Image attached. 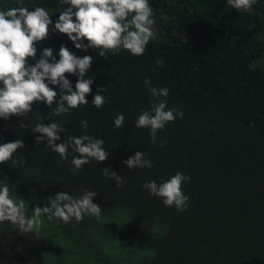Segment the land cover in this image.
Wrapping results in <instances>:
<instances>
[{
    "label": "trees",
    "instance_id": "16d2710c",
    "mask_svg": "<svg viewBox=\"0 0 264 264\" xmlns=\"http://www.w3.org/2000/svg\"><path fill=\"white\" fill-rule=\"evenodd\" d=\"M149 4L155 37L140 56L122 49L106 59L51 31L37 44L35 59L50 47L58 60L61 44L79 57H93L89 103L53 116L55 104L38 102L25 117L0 119V143H24L13 154L22 163L0 164V184L9 186L13 199L24 200L29 216L59 192L74 198L96 192L93 203L102 213L99 220L85 214L69 223L43 218L38 233L0 223V264H264V65L257 64L264 55V0L247 12L227 0ZM37 6L55 22L67 3L0 0V10ZM157 60H163L162 67ZM66 76L74 89L77 76ZM150 87L168 88L161 99L168 109L183 112L157 133L155 143L149 129L135 127L141 111L156 102ZM96 94L105 96L101 108L91 102ZM117 113L125 117L120 129L112 123ZM82 120L88 121L86 131ZM36 122L62 125L56 143L85 134L102 139L108 158L91 160L74 174L71 160L78 154L69 149L68 159L61 161L46 140L38 144L40 134L31 131ZM136 151L154 166L128 169L122 162ZM103 168L117 172L123 187L106 179ZM177 172L189 177L182 184L189 197L183 211L163 205L141 187Z\"/></svg>",
    "mask_w": 264,
    "mask_h": 264
},
{
    "label": "clouds",
    "instance_id": "9594fccd",
    "mask_svg": "<svg viewBox=\"0 0 264 264\" xmlns=\"http://www.w3.org/2000/svg\"><path fill=\"white\" fill-rule=\"evenodd\" d=\"M67 7L59 12L55 22L50 13L43 7H13L0 10V119L8 120L10 116L25 117L32 111L33 103L43 102L47 107L56 105L53 116L68 114L71 110L87 105L86 96L91 93L93 78L88 77L93 57H79L61 44L58 55H53V49L46 47L37 56V44L47 39L51 32H57L67 37L74 47L81 51L93 49L97 55L108 58V54H118L122 49L133 56L142 55L151 39L155 37L152 26V8L149 0H66ZM227 3L237 11H250L256 0H227ZM35 59V63L30 61ZM163 60H157L158 66H163ZM66 74L77 76L73 86ZM144 83L150 84L145 78ZM58 86V90L54 87ZM106 87L101 89L102 92ZM156 102L149 110H142L135 121V127L149 129L150 140L155 143L157 133L163 130L169 122L183 118V112L168 109L166 99L169 89L150 87L148 89ZM96 108H101L105 96L96 94L92 99ZM42 119V117H41ZM124 115L117 113L113 120L116 129L124 124ZM29 127V125H24ZM81 128L87 130L88 121H81ZM39 144L46 140V146L57 153L61 161L67 160L69 149L77 153L71 160V171L75 174L82 166L95 160L97 163L108 158V151L103 147L104 141L91 135L67 137L62 143L60 133L64 128L60 123L31 126ZM164 142H161L163 146ZM24 147L22 139L0 143V164L12 161L13 154ZM128 169L152 168L154 162L145 158V154L136 151L134 155L122 162ZM102 175L109 180H115L116 186L123 187V178L109 168H103ZM189 177L177 172L162 183L149 181L141 185L150 195L159 198L163 205L175 207L183 211L187 207L189 197L182 191V184ZM96 192L85 191L80 197L74 198L68 192H59L54 198H47L43 207L32 208L27 215L23 199L16 200L10 195L7 184H0V223L5 221L17 226L24 233H38L46 218L48 222H77L88 214L97 220L101 218L102 208L93 203Z\"/></svg>",
    "mask_w": 264,
    "mask_h": 264
},
{
    "label": "rangeland",
    "instance_id": "374dc122",
    "mask_svg": "<svg viewBox=\"0 0 264 264\" xmlns=\"http://www.w3.org/2000/svg\"><path fill=\"white\" fill-rule=\"evenodd\" d=\"M257 64H263L264 65V55L257 61Z\"/></svg>",
    "mask_w": 264,
    "mask_h": 264
}]
</instances>
